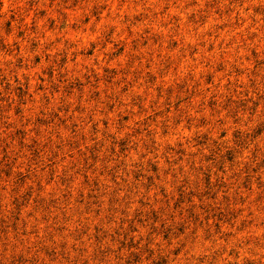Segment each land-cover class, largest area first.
<instances>
[{
    "label": "rangeland",
    "instance_id": "1",
    "mask_svg": "<svg viewBox=\"0 0 264 264\" xmlns=\"http://www.w3.org/2000/svg\"><path fill=\"white\" fill-rule=\"evenodd\" d=\"M0 264H264V0H0Z\"/></svg>",
    "mask_w": 264,
    "mask_h": 264
}]
</instances>
